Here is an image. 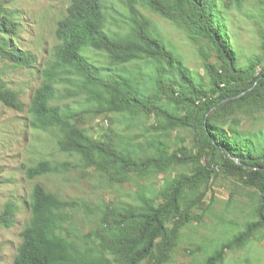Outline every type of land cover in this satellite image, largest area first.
<instances>
[{
	"label": "trees",
	"instance_id": "obj_1",
	"mask_svg": "<svg viewBox=\"0 0 264 264\" xmlns=\"http://www.w3.org/2000/svg\"><path fill=\"white\" fill-rule=\"evenodd\" d=\"M140 2L166 19L181 17L210 42L219 61L218 66H205L210 88L196 82L174 51L154 34L137 8ZM223 27L214 0H117V6L110 0L70 1L65 17L57 23V43L38 70L40 82L27 110L29 130L55 137L58 151L77 155L84 169L106 172L110 168L124 175L152 168L160 173L184 160L193 163V173L176 176L152 198L141 196L139 206L103 208L96 230L85 235L74 228L72 214H94L87 203L61 200L34 185L28 195L29 218L12 264H141L154 252L162 264L177 244L180 230L193 221L190 208L201 197L184 207L181 203L186 190L196 189L212 170V152H219L226 174L259 191L260 203L257 222L248 223L203 264L220 263L226 251L241 247L256 230L264 228V132L244 135L236 126L226 130L217 118L231 106L264 101L260 93L264 71L255 75L256 64L247 70L238 67ZM16 30L17 24L0 4V40L5 39L4 34L15 35ZM1 45L0 51L15 64L29 67L34 62L29 53L8 51L6 44ZM141 60L142 68L133 65ZM213 89L219 91L217 96H211ZM158 93L169 105L161 102ZM74 98L95 115L143 112L157 119L161 131L193 127L197 152L170 155L154 142L153 154L143 150L136 155L113 143L108 134L103 141L92 140L74 124L80 116L76 109L68 103H54ZM0 102L9 109H22L17 95L1 82ZM188 109L193 113L182 116L180 111ZM69 168L66 161H38L25 169L24 177L31 181ZM13 213L10 204L2 221L9 222Z\"/></svg>",
	"mask_w": 264,
	"mask_h": 264
},
{
	"label": "rangeland",
	"instance_id": "obj_2",
	"mask_svg": "<svg viewBox=\"0 0 264 264\" xmlns=\"http://www.w3.org/2000/svg\"><path fill=\"white\" fill-rule=\"evenodd\" d=\"M70 1L0 0L9 17L17 24L16 34L2 35L5 39L0 40V46L4 43L8 51L29 53L34 57L29 67H22L0 51V82L17 95L22 105L21 111H17L0 102V264L13 262L21 241L20 234L29 218L28 195L36 184L61 200L84 201L89 205L94 214H72L74 228L85 235L90 230H96L103 208L119 209L128 204L139 206L141 196L152 198L176 176H191L193 173V163L184 160L182 164L171 165L160 173L152 168L144 173L129 172L124 175L110 168L106 172L84 169L79 166L77 155L58 151L55 137L34 135L29 130L27 110L40 82L38 70L57 43V23L65 17ZM110 1L117 6V0ZM214 1L223 20L228 43L236 54L238 67L247 70L250 64H256L255 75L264 71V0ZM137 8L149 21L154 34L174 51L190 76L210 88L205 66L219 65L210 42L194 32L181 17L166 19L141 2ZM133 65L142 68L144 61ZM147 81L145 76V85L149 86ZM218 92L213 89L211 96H217ZM260 93L264 98V88ZM158 96L163 104L169 105L162 93ZM260 101L258 105L231 106L217 118L226 130L236 126L235 129L244 135L263 133L264 101ZM54 103H68L76 109L80 116L73 121L74 124L92 140L103 141V135L108 134L109 140L136 155H142L143 150L153 154L151 144L154 142L167 149L170 155H194L198 149L197 131L193 127L161 131L156 125L157 119L143 112L95 115L88 112L78 98L56 100ZM180 113L182 116L191 115L193 110H182ZM212 156L214 166L207 171V178L196 189L186 190L181 203L184 207L201 197L200 202L190 208L193 221L180 230L177 244L168 251L162 264H203L208 256L244 230L248 223L258 220L259 191L245 186L237 176L226 174L221 168L219 152H212ZM38 161L52 164L66 161L71 168L26 180L25 169ZM10 204L14 205V213L9 222H4L1 217ZM156 254L154 252V256L141 264H158ZM218 264H264V228L256 230L241 247L226 251Z\"/></svg>",
	"mask_w": 264,
	"mask_h": 264
}]
</instances>
